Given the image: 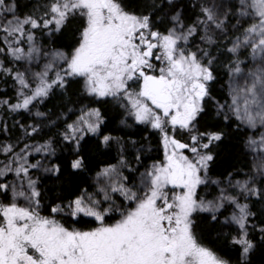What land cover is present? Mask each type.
Returning <instances> with one entry per match:
<instances>
[{"label":"snow or ice","instance_id":"snow-or-ice-1","mask_svg":"<svg viewBox=\"0 0 264 264\" xmlns=\"http://www.w3.org/2000/svg\"><path fill=\"white\" fill-rule=\"evenodd\" d=\"M9 81L0 264H264V0H0ZM57 89L63 107L42 111ZM106 111L155 130L163 159L145 163L150 137L106 131ZM212 112L222 123L201 131ZM91 137L115 144L116 163L86 184L74 173ZM229 139L242 167H218ZM42 176L62 190L50 196ZM216 225L231 254L205 243Z\"/></svg>","mask_w":264,"mask_h":264},{"label":"trees","instance_id":"trees-1","mask_svg":"<svg viewBox=\"0 0 264 264\" xmlns=\"http://www.w3.org/2000/svg\"><path fill=\"white\" fill-rule=\"evenodd\" d=\"M70 36L64 35L61 36L57 34V36L51 41L54 43L57 47L66 45L70 43ZM50 41L45 38L44 43L48 44ZM223 83V81L221 82ZM8 87L5 88L3 85V82H0V96H13L14 92L11 87L12 81L8 82ZM80 92L81 96V84L79 81L72 83V87L69 89V94L73 97L74 100L80 99L79 96H77V93ZM214 95H217V98H219V94L217 92L213 93ZM64 100L63 95L61 94L60 90H55V94L53 97H50L46 102V107H42V111H47L48 109L55 110L54 106L56 107H63L61 101ZM83 103H91V101L84 99L82 101ZM78 106V105H77ZM78 115V113H76ZM105 114L108 116V128L106 131H113L114 135H119L127 138L128 136L133 137L134 139H141L142 137H150V144L152 147V151L149 153H146V155L149 156V160L145 161V163L151 162V160H162L163 159V148L159 140L158 133L155 130H150L148 126L135 124L133 125V121H128L129 125H133L131 127L125 126L120 124L121 116L118 115L116 112H105ZM5 119L11 123L13 120H20L21 117L15 114L11 113H5ZM30 115V114H29ZM73 119L75 116L72 117ZM24 121H28V115L24 116ZM202 127L201 131L205 130H213L214 126L219 125L222 123L221 119L219 117L215 116V113L212 112L208 117L205 118L204 121L201 122ZM225 125H227V122H223ZM11 138L15 139L17 136H23V133L19 131L16 128L10 129ZM54 134V132L49 133ZM10 139L9 135L0 132V143H3L5 141H8ZM37 140L40 139V137H36ZM141 142H145L144 140H141ZM20 147H23V143L19 145ZM87 155L90 160V166L86 172H80V173H74V178L77 180V182H83L86 184H94L95 181L93 177L95 176V172L99 171V166H102L104 163H116V147L115 144H113L111 147L106 148L102 141L99 138L91 137L90 139H87ZM223 151L221 152V160L218 164V167H227L229 165L236 166V167H242L244 164V158L240 153L239 145L234 142V140L229 139L226 140L225 143L222 145ZM60 158L67 161L68 157L61 153ZM39 159L38 155H34L33 160ZM5 156L3 154H0V161H4ZM142 170V169H141ZM229 170L231 168L229 167ZM39 175V173H37ZM216 174V173H214ZM11 179V176L9 177ZM42 180L44 182V185L47 187V190L50 193V196L52 194H58L62 189L57 187L56 182L52 181L51 177H43ZM92 191L93 189H89ZM51 202V200L49 201ZM45 214H49L47 211H45ZM83 223L86 224H93L91 218H85ZM233 229H225L224 231H232ZM221 231L220 226H206L204 229L205 232V243H207L209 246L213 247L215 250L222 252V254H231L232 250L228 246V242L225 239L224 236L218 235V233Z\"/></svg>","mask_w":264,"mask_h":264},{"label":"rangeland","instance_id":"rangeland-1","mask_svg":"<svg viewBox=\"0 0 264 264\" xmlns=\"http://www.w3.org/2000/svg\"><path fill=\"white\" fill-rule=\"evenodd\" d=\"M129 120L132 121L131 119H129ZM148 127H149V126H148ZM149 128H150V127H149ZM184 138L187 139V136H185ZM142 170H143V169H142ZM142 170H141V171H142ZM117 199H118V200H122V197H120V196L117 194Z\"/></svg>","mask_w":264,"mask_h":264}]
</instances>
